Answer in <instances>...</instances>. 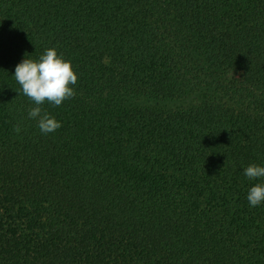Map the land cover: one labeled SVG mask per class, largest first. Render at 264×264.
I'll return each mask as SVG.
<instances>
[{
    "label": "trees",
    "instance_id": "obj_1",
    "mask_svg": "<svg viewBox=\"0 0 264 264\" xmlns=\"http://www.w3.org/2000/svg\"><path fill=\"white\" fill-rule=\"evenodd\" d=\"M48 48L44 134L14 74ZM253 163L264 0H0V264H264Z\"/></svg>",
    "mask_w": 264,
    "mask_h": 264
},
{
    "label": "clouds",
    "instance_id": "obj_2",
    "mask_svg": "<svg viewBox=\"0 0 264 264\" xmlns=\"http://www.w3.org/2000/svg\"><path fill=\"white\" fill-rule=\"evenodd\" d=\"M14 78L22 93L33 103L29 117L38 120V127L44 134L55 132L62 125L55 117L42 109L45 103L59 107L64 101L75 96L73 85L78 75L71 60L58 53L56 48H48L38 59L25 58L16 65ZM15 131H21L19 126ZM243 174L249 180L264 178V166L255 163L244 169ZM247 200L252 207L264 203V183H256L249 189Z\"/></svg>",
    "mask_w": 264,
    "mask_h": 264
}]
</instances>
